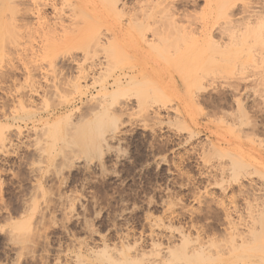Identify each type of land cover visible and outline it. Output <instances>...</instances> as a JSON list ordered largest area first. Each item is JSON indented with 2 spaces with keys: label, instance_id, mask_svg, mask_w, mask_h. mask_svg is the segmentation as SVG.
Segmentation results:
<instances>
[{
  "label": "rangeland",
  "instance_id": "1",
  "mask_svg": "<svg viewBox=\"0 0 264 264\" xmlns=\"http://www.w3.org/2000/svg\"><path fill=\"white\" fill-rule=\"evenodd\" d=\"M0 1V264H73V255L98 264L117 250L128 258L118 264H138L159 244L176 247L177 264H264V38L248 39L239 57L218 53L217 64L177 65L178 53L191 59L227 37L177 38L161 16L168 30L153 53L136 0H78L75 9L52 0L41 25L36 0H11L27 4L17 13ZM173 1L175 29L194 32L217 5L264 0ZM60 20L61 34L73 24L89 41L114 34L116 46L102 43L97 59L95 45L72 51L103 67L67 62L55 45L64 35L45 33Z\"/></svg>",
  "mask_w": 264,
  "mask_h": 264
},
{
  "label": "bare ground",
  "instance_id": "2",
  "mask_svg": "<svg viewBox=\"0 0 264 264\" xmlns=\"http://www.w3.org/2000/svg\"><path fill=\"white\" fill-rule=\"evenodd\" d=\"M11 0H7V2H9V3H11L12 4V7H11V9L12 10H14V9H16V8H13V7H16L17 6V8H18V6H19V1L18 2H16L15 4H18V5H14V3L13 2H10ZM13 1V0H12ZM15 1V0H14ZM21 1V0H20ZM27 1V0H26ZM51 1L52 0H36L35 1V4H34V6H35V8H33V9H35L36 10V16H38L37 17V19L39 20V22H40V19H41V17H43L42 19H44V17L46 16H42L43 14H42V9H43V7H47V6H49V5H51ZM65 1V0H64ZM67 1V0H66ZM75 1V2H74ZM73 2V4H69L70 6L72 5V7H73V5L74 6H76L78 3H79V1L78 0H74ZM111 1V2H110ZM118 2L117 0H109V2L112 4V5H114V6H116L115 4H117L116 2ZM177 1H179V0H177ZM181 1H184V3H186V2H188V1H190V0H181ZM6 2V1H5ZM30 2V1H29ZM61 2V1H60ZM63 2V1H62ZM62 2H61V4H62ZM0 3L2 4V1H0ZM3 3H4V1H3ZM8 3V4H9ZM22 4L21 5H23L24 3L23 2H21ZM26 3H28V2H26ZM207 3H208V1H207ZM29 4V3H28ZM67 5H68V2L66 3ZM65 4V5H66ZM134 4V3H133ZM214 4V3H213ZM3 5V4H2ZM20 5V6H21ZM25 6H27V4H24ZM23 5V6H24ZM55 5V4H54ZM57 5V4H56ZM121 5H123V3L121 4ZM175 2L172 0V1H170V0H136L135 1V7H136V9L138 10V13L140 14L141 13V15H142V17H143V21H144V23L142 24L141 22H142V20H141V22L139 21V23L141 24V26L142 25H145L146 27H149V28H145V30L147 31V30H149L150 32H152V37L153 38H151L150 39V41H147L146 39H144L145 37H143V39H144V42L145 41H147V42H149V44L147 43V45L150 47V49H151V51L153 52V53H155L156 52V50L157 49H159L160 47H161V45L163 44V38H161L160 37V35H164V32H166L168 29H166V26L169 24V27H170V29H172L173 30V35H177V38L180 36V33L183 31V33L185 34V35H187V36H189V34H191L192 35V38H191V41L192 42H194V43H199L200 42V44H202L201 43V41H203L204 39H207L206 41H207V43H209V40L210 39H212L213 38V33H214V31H217V33L220 35V40H221V36L223 37L224 35L227 37V42H224V43H221V44H219L218 42H215V44H216V46H215V50L214 51H210L208 48H209V46H211V45H209V44H207V48H205V49H200L199 50V48H201V45H199L200 47L199 48H196L195 49V54H194V56H192V58L190 59V55H189V53H185V52H181L180 53V55H179V53H178V55H177V65L180 63V64H184V62H187V61H191V63L194 61L195 63H200V65L201 64H207L208 65V63H216L217 64V60H218V57L217 56H219V58H222V56L224 57V58H227V57H225L224 55H225V52L229 55V57H231L234 53H235V55L237 54L238 55V57H239V54L241 55L242 54V51H243V49H244V46H247V44H249L250 43V41L249 40H251L252 38L253 39H255V37H257V38H264V17H263V14H264V1L263 2H259V3H257L256 5L257 6H254L251 2H242V4L241 5H238V6H234V7H228V6H230V5H225L224 3L221 5H217L215 8H216V10H214V12L212 11V12H210V14H211V16H210V18L209 19H207V20H204V22H202V24H200L201 26H200V28H197V29H194V32H192V30H190V32H188L187 30H186V27H181V26H178L177 27V29H175V20L176 19H178V18H176V16L178 15V16H180L179 15V13L178 12H176V8H175ZM210 5V3L208 4V7H211V6H209ZM8 7H9V5H7ZM19 6V7H20ZM29 6V5H28ZM133 6V7H134ZM7 7V9H9ZM65 7H67V6H65ZM117 7V6H116ZM132 7V8H133ZM235 7L236 8H239V10L238 11H236V12H238V14L241 16V18L240 19H238L237 20V22L239 23V20H241L240 22H241V24H242V22L243 21H245L242 25H239L238 24V26L240 27L241 26V28H239L238 26H237V23H235L234 21H233V19H231L233 16H234V10L233 9H235ZM25 8V7H24ZM48 8V7H47ZM50 8V7H49ZM68 8V7H67ZM70 8V7H69ZM74 8V7H73ZM73 8H71V9H73ZM129 8H130V6H129ZM131 8V9H132ZM26 9V8H25ZM29 9V8H28ZM45 9V8H44ZM54 9V8H53ZM52 9V10H53ZM56 9V8H55ZM64 9V8H63ZM71 9H70V11H71ZM75 9V8H74ZM212 9H214L213 7H212ZM20 10V9H19ZM23 10V9H22ZM22 10L20 11V12H22ZM58 10V9H57ZM115 10V9H114ZM122 10V9H121ZM120 10V11H121ZM137 10H135V11H137ZM1 11V10H0ZM25 11V10H24ZM23 11V12H24ZM27 11V10H26ZM29 11V10H28ZM42 11V12H41ZM74 11V10H73ZM134 11V12H135ZM215 11H216V13H215ZM3 12V11H2ZM5 12V11H4ZM9 13H11L10 11H8ZM16 13H17V9H16V11H15ZM34 12V11H33ZM32 12V13H33ZM53 12V11H52ZM54 12H55V10H54ZM53 12V13H54ZM126 12V11H125ZM29 13H31V11H29ZM56 13V12H55ZM67 13H69V12H67ZM66 13V14H67ZM127 13V12H126ZM125 13V14H126ZM131 13H133V12H131ZM176 13H177V15H176ZM181 13V12H180ZM215 13V14H214ZM12 14V13H11ZM11 14L10 15H8V17L9 16H11ZM15 14V13H14ZM63 14V13H62ZM65 14V13H64ZM122 14H123V12H122ZM138 14V15H139ZM160 14H162V15H160ZM237 14V13H236ZM6 15V14H5ZM18 15V14H17ZM23 15H25V13L23 14ZM28 15V14H27ZM57 15V14H56ZM55 15V17H58V19H59V16H56ZM72 15V14H71ZM70 15V16H71ZM141 15H140V17H141ZM4 16V15H3ZM15 16V15H14ZM14 16H13V19H14ZM19 16H21V15H19ZM32 15H30V17H31ZM64 16H67V15H64ZM162 16V18H163V16H164V18H168V21H169V23L165 26L164 25V21H163V19L162 18H160ZM177 16V17H178ZM16 17V16H15ZM18 17V16H17ZM22 17H24V16H22ZM60 17H62V16H60ZM69 17V16H68ZM133 17V16H132ZM137 17V16H136ZM135 17V18H136ZM174 17V18H173ZM7 18V17H6ZM29 18V17H28ZM34 18V17H33ZM135 18H134V21H135ZM176 18V19H175ZM5 19V18H4ZM8 20H9V18H7ZM7 19H5V22L7 21L8 23H9V21L7 20ZM12 19V18H11ZM21 19V18H20ZM36 19V18H35ZM35 19H32V21L34 22L35 21ZM52 19V18H51ZM62 19V18H61ZM65 19V18H64ZM68 19V18H67ZM142 19V18H141ZM149 19H150V21H151V19H152V21L150 22L149 21ZM159 19H161V20H159ZM181 19V18H180ZM221 19H224L223 21L224 22H222L221 23ZM18 20H19V18H18ZM56 20V19H55ZM54 20V21H55ZM132 20V19H131ZM130 20V21H131ZM137 20V19H136ZM179 20V19H178ZM3 22H4V20H2ZM12 21V20H11ZM17 21V20H16ZM21 21V20H20ZM23 21V20H22ZM25 21H26V19H25ZM25 21H24V23H25ZM43 21V20H42ZM41 21V22H42ZM54 21H52V22H54ZM62 21L63 20H60V23H56V24H54V23H52V24H54V25H49V24H51V23H49L48 25L49 26H47V24H46V29L44 28V26L45 25H43V26H41L42 28H44L45 30H46V32L45 33H47V34H49V33H51L52 34V37H53V35L55 36H60L59 34H61V32L60 31H62V30H64V26H63V24L65 23L64 21H63V24H62ZM66 21V20H65ZM70 20H68V22H69ZM133 21V20H132ZM138 21V20H137ZM6 22V23H7ZM19 22V21H18ZM36 22V21H35ZM39 23V25H41L42 23ZM177 22H179V21H177ZM217 22H219V23H217ZM13 23H16V22H13ZM11 24V25H14V24ZM23 22L21 23V24H24ZM44 23V22H43ZM67 23V22H66ZM134 23V22H133ZM139 23H138V25H139ZM137 24V23H136ZM17 25V24H16ZM36 25V24H35ZM60 25L61 26H63V27H60ZM10 26V25H9ZM38 26V25H37ZM67 26V25H66ZM66 26H65V28H66ZM69 26V25H68ZM70 26H71V24H70ZM69 26V27H70ZM73 26H74V24H73ZM72 26V28L74 29V27H76V28H78V26H74L73 27ZM136 26V25H135ZM144 26V27H145ZM151 26V27H150ZM153 26V27H152ZM236 26H237V28H236ZM14 27H15V25H14ZM13 27V28H14ZM19 27H21V26H18V28ZM25 27H26V25H25ZM38 27H40V26H38ZM133 27V26H132ZM139 26H137V28H138ZM17 28V27H16ZM15 28V29H16ZM42 28H40V30L42 29ZM61 28H63V29H61ZM71 28V27H70ZM72 28L69 30L68 28H67V30H65V31H63L62 32V34L61 35H64V39L61 37V38H58V37H56V38H58V44L56 43L55 45H58V46H60L61 44V48H66L65 49V51H68L69 52V54H70V56L68 57V60H67V62L69 61V63L70 64H72V62H74V64H77L78 65V63H80V61H79V58L80 57H82V56H78L79 58H77V56H74V55H72V51L73 50H79V49H81V50H83V51H80L81 53H83V55H85L84 54V52H87L88 53V55H89V51H91V49H93L92 47L94 46V48H96V49H93V50H96V51H98L97 53L94 51H91L90 53V56H94V58H98L99 57V55H101V52H100V54L99 55H97L98 53H99V48L102 46V43L103 42H99V40H98V38H96V39H93L92 38V40L91 41H89V38H91V35L92 34H88V36L89 37H87V35L86 36H84L86 39H84V37H81L80 35H79V31L78 32H76V31H74V30H72ZM107 28V30H109V29H111V28H109V27H106ZM22 29H23V27H22ZM25 29V28H24ZM39 29V28H38ZM61 29V30H60ZM175 29V30H174ZM1 30V29H0ZM16 30H18V29H16ZM68 30H69V34H67L68 33ZM78 30V29H77ZM41 31H43V30H41ZM41 31H39L40 33H42ZM67 31V32H66ZM71 31H74V32H71ZM144 31V30H143ZM44 32V31H43ZM117 32V31H116ZM148 32V31H147ZM149 32V33H150ZM39 33V34H40ZM45 33H43V34H45ZM102 33V32H101ZM104 33H106L105 31H104ZM103 33V34H104ZM140 33V32H139ZM168 33V35H170L169 33L170 32H167ZM4 34V33H3ZM3 34H0V35H3ZM21 34V33H20ZM23 34V33H22ZM66 34V35H65ZM98 34V33H97ZM143 34L144 33H142V36H143ZM145 34H146V32H145ZM194 34V35H193ZM17 35H19V34H17ZM42 35V34H41ZM111 35H112V38H110L111 40H112V42H111V44L113 45V46H116V37L114 36V34H110V36L109 37H111ZM171 35H172V32H171ZM4 36V35H3ZM19 36H21V35H19ZM18 36V37H19ZM43 36V35H42ZM46 36H49V35H46ZM51 36V35H50ZM67 36V37H66ZM99 36V35H98ZM103 36V35H102ZM101 35H100V37H102ZM224 36V37H225ZM6 37V36H5ZM4 37V38H5ZM9 37V36H8ZM41 37V36H40ZM44 37H45V35H44ZM43 37V38H44ZM94 37H97L96 35L94 36ZM99 37V38H100ZM106 37H107V35H106ZM1 36H0V41H1ZM55 38V37H54ZM103 38V37H102ZM147 38V37H146ZM9 39V38H8ZM47 39H51V37L50 38H48L47 37ZM60 39H61V41H63V43H59V41H60ZM110 39H108V37H107V39L105 38L104 40L106 41V43H107V45H110ZM249 39V40H248ZM252 39V40H253ZM10 40V39H9ZM8 40V41H9ZM43 40H45V38L43 39ZM57 40V39H56ZM4 41H5V43L4 44H11V42H13V40L11 41L10 40V43H8V42H6L7 40L6 39H4ZM46 41H48V40H45V41H43V43L44 42H46ZM108 41V42H107ZM212 41V40H211ZM211 41H210V43H211ZM190 42V41H189ZM0 43H2V41L0 42ZM16 42L14 41V44H15ZM42 43V42H41ZM105 43V42H104ZM104 43H103V45H104ZM106 43H105V45H106ZM109 43V44H108ZM146 43V42H145ZM162 43V44H161ZM3 44V43H2ZM212 44V43H211ZM17 45V44H16ZM15 45V48L16 47H18V46H16ZM31 45V44H30ZM47 45V44H46ZM46 45H44L45 46V48H46ZM104 45V46H105ZM106 45V46H107ZM4 46H6V45H4ZM10 46V45H9ZM8 46V47H9ZM23 46V45H22ZM43 46V45H42ZM49 46V45H48ZM48 46H47V49H48ZM99 46V47H98ZM160 46V47H159ZM163 46V45H162ZM204 46V45H203ZM206 46V45H205ZM0 47H1V44H0ZM8 47H4V48H7L8 49ZM51 47V46H50ZM53 47H56V46H53ZM91 49H90V48ZM98 47V48H97ZM110 47V46H109ZM144 47V46H143ZM142 46H141V49L142 50H144V48H143ZM12 48L14 49V47L12 46ZM24 48V47H23ZM42 48H44V47H42ZM57 48V47H56ZM162 48H164V47H162ZM11 49V48H10ZM16 49H19V48H16ZM28 49V48H27ZM26 49V50H27ZM34 49V48H33ZM32 49V50H33ZM41 49V48H40ZM46 49V50H47ZM50 49H52V48H50ZM54 49V48H53ZM58 49H59V47H58ZM57 49V50H58ZM101 49V48H100ZM103 49V48H102ZM206 49H208L207 51H206ZM1 50V49H0ZM3 51H4V49H2ZM20 50V49H19ZM25 49L23 50L24 52L26 51ZM29 50V49H28ZM36 50H38V49H36ZM35 50V51H36ZM45 50V51H46ZM55 50V49H54ZM53 50V52L55 53L56 51H54ZM161 50V49H160ZM179 50V49H178ZM9 51V50H8ZM7 51V52H8ZM22 51V52H23ZM52 51V50H51ZM1 52V51H0ZM6 52V53H7ZM10 52V51H9ZM11 52H12V50H11ZM21 52V53H22ZM23 52V54H25ZM27 52V51H26ZM29 52H31V51H29ZM48 52V51H47ZM47 52L45 53V54H47ZM60 52V51H59ZM61 52H64V51H61ZM74 52V51H73ZM79 52V51H78ZM158 52V51H157ZM192 52H194V51H192ZM224 52V55L222 54ZM6 53H5V56H7L6 55ZM75 53V52H74ZM86 53V54H87ZM218 53H220V54H218ZM2 54H4V53H2ZM8 54H10V53H8ZM16 54H18V53H16ZM21 55V56H23L24 57V55ZM35 54V53H34ZM60 56L62 55L63 56V54H61V53H58ZM76 54H77V52H76ZM218 54V55H217ZM226 54V55H227ZM0 55H1V53H0ZM30 55H33V54H31L30 53ZM68 55V54H67ZM88 55L86 56V58L88 57ZM96 55V56H95ZM141 55H143V54H141ZM13 56V55H12ZM26 56V55H25ZM51 56V55H50ZM57 56V54L54 56V58ZM59 56V57H60ZM65 56V55H64ZM90 56H89V59H90V61H92V62H89V60L88 59H86V58H81L82 60V64H85L84 62H86V61H88L89 62V65H90V67H95V66H97V67H99L98 65H102V64H100L101 62V60L99 59V60H96L97 62H100V63H95L96 61H93L92 59L93 58H90ZM221 56V57H220ZM3 58H5L4 57V55L2 56ZM9 57V56H8ZM8 57H6L7 59H8ZM11 57V56H10ZM16 57V56H15ZM30 57V56H29ZM28 57V58H29ZM52 57H53V55H52ZM51 57V58H52ZM105 57V56H104ZM141 57V56H140ZM1 58V57H0ZM6 58H5V60H6ZM13 58H14V56H13ZM22 58V57H21ZM48 58H49V54H48ZM54 58H52L53 60H55ZM64 58V61H65V58L66 57H63ZM101 58V57H100ZM18 59V58H17ZM23 59V58H22ZM52 59H51V61H52ZM14 60V59H13ZM24 60V59H23ZM48 60H50V58L48 59ZM102 60H106V59H102ZM193 60V61H192ZM0 61H1V59H0ZM2 61H4V60H2ZM12 61V60H11ZM18 61V60H17ZM24 61H26V60H24ZM51 61H48V63L49 62H51ZM62 61V60H61ZM21 62V61H20ZM63 62V61H62ZM193 62V63H194ZM237 62V61H236ZM3 63V62H2ZM9 63V62H8ZM24 63V62H23ZM53 63V62H52ZM28 64H30V63H28ZM65 64V63H64ZM81 64V63H80ZM81 64V65H82ZM67 65V64H66ZM80 65V66H81ZM104 65V64H103ZM103 65H102V67H103ZM203 65V66H204ZM215 65V64H214ZM13 66V65H12ZM31 66V65H30ZM73 66V65H72ZM206 66V65H205ZM216 66V65H215ZM14 67V66H13ZM71 67V66H70ZM79 67V66H78ZM88 67V66H87ZM101 67V66H100ZM99 67V68H100ZM186 67V66H185ZM80 68V67H79ZM78 68V69H79ZM132 68V67H131ZM81 69V68H80ZM95 69V68H94ZM12 70V69H11ZM126 70V69H125ZM129 70H130V68H129ZM27 71H29V70H27ZM127 71V70H126ZM223 71V70H222ZM222 71H220V72H222ZM1 72V71H0ZM14 72V71H13ZM93 73H94V71H92ZM131 72V71H130ZM29 73H30V71H29ZM86 73V72H85ZM84 73V74H85ZM88 73V72H87ZM86 73V74H87ZM31 74V73H30ZM33 74V73H32ZM130 74V73H129ZM26 75V74H25ZM122 75V74H121ZM15 76V75H14ZM29 76V75H28ZM31 76V75H30ZM80 76V75H79ZM83 76V75H82ZM87 76V75H86ZM111 76H113V75H111ZM126 76V75H125ZM129 76V75H128ZM132 76V75H131ZM26 77V76H25ZM84 77H85V75H84ZM83 77V78H84ZM95 77V76H94ZM94 77H93V79H94ZM118 77H120V76H118ZM137 77V76H136ZM82 78V79H83ZM87 78V77H86ZM115 78V77H114ZM113 78V79H114ZM124 78V77H123ZM186 78H187V76H186ZM30 79H31V77H30ZM33 79V78H32ZM32 79H31V81H32ZM144 80H145V78H144ZM147 80V79H146ZM30 81V80H29ZM116 81V80H115ZM120 81V80H119ZM119 81H117V82H119ZM127 81H128V79H127ZM126 81V82H127ZM111 83V82H110ZM33 83H30V86L32 85ZM32 87V86H31ZM102 87V86H101ZM101 87H100V89H101ZM28 88H29V86H28ZM103 90V89H102ZM37 91V90H36ZM18 131V130H17ZM4 140V139H3ZM2 143H3V141H1ZM0 142V143H1ZM1 143V144H2ZM5 143V142H4ZM4 146V145H3ZM158 227V226H157ZM153 233V232H152ZM162 236V235H161ZM177 237V236H176ZM166 238H168V237H166ZM171 238V237H170ZM169 238V239H170ZM169 239L167 240V241H169ZM177 239V238H176ZM170 244V243H169ZM174 244V243H173ZM160 245L161 244H159V247L157 246V249L155 250V254L153 253V252H151L152 254L150 255V252L148 253V255L145 257L144 256V254L143 255H138V264L140 263V264H164L165 262L163 261L164 260V258H167L166 260H167V264H177V250L175 249L176 247L173 245V246H162V247H164V248H161L160 247ZM151 246H153V245H151ZM87 248V247H86ZM96 249V248H95ZM152 249H153V247H152ZM88 250V249H87ZM97 250H94V249H90L89 248V252H91V254H93V255H95L96 254V256L101 252H99V250L96 252ZM103 251H104V249H103ZM105 252V251H104ZM113 252V251H112ZM137 251H136V249H135V251H134V253H136ZM133 253V254H134ZM111 253L109 252V254L107 255V254H105V255H101V254H99V255H101V256H103V257H101V259H103V261L102 260H100V262L102 261L103 263H105V264H118L117 263V261L119 262H123L124 263V261H125V263L126 262H128V258L127 257H125V258H123L121 255H119V254H121V253H118V250L115 252V254L113 255V254H111ZM146 254V253H145ZM99 255H98V257H99ZM150 255V256H149ZM135 256H136V254H135ZM140 256V257H139ZM73 257H74V259L72 258L71 259V261L72 260H75V264H86L85 262H83V261H81V259L78 257V256H74L73 255ZM83 257V256H82ZM93 257V256H92ZM131 257V256H130ZM137 257V256H136ZM84 258V257H83ZM127 258V259H126ZM131 258H134V257H131ZM96 259V258H95ZM87 260V259H86ZM99 262V263H100ZM101 262V263H102ZM164 262V263H163ZM73 263V264H74ZM94 263V262H93ZM98 263V264H99ZM166 264V263H165Z\"/></svg>",
  "mask_w": 264,
  "mask_h": 264
}]
</instances>
